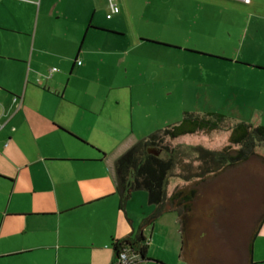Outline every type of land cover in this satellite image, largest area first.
Masks as SVG:
<instances>
[{"label":"crops","instance_id":"obj_1","mask_svg":"<svg viewBox=\"0 0 264 264\" xmlns=\"http://www.w3.org/2000/svg\"><path fill=\"white\" fill-rule=\"evenodd\" d=\"M89 2L0 0V264H111V241L149 213L131 220L119 208L113 170L137 141L141 105L136 70L118 66L145 36H128L123 17L101 23L96 6L89 17ZM164 214L143 230L135 264H165L150 253ZM250 264H264V220Z\"/></svg>","mask_w":264,"mask_h":264},{"label":"rangeland","instance_id":"obj_2","mask_svg":"<svg viewBox=\"0 0 264 264\" xmlns=\"http://www.w3.org/2000/svg\"><path fill=\"white\" fill-rule=\"evenodd\" d=\"M89 1V17L96 6L101 23L123 17L128 36H145L128 64L118 66L135 69L136 79L141 80L137 70L147 78L132 85L131 97L141 102L134 112L135 141L178 122L184 112H219L231 122L264 125V0H127L129 9L125 0H117L120 11L110 18L107 0ZM102 91L108 96L107 85ZM228 137V130H215L169 143L189 161L193 146L221 149ZM255 151L205 180L168 178V193L175 186L197 190L183 235L187 248L179 258L177 214L167 212L155 226L150 253L162 254L165 264H246L247 244L264 209V144ZM147 198L145 190L131 192L125 204L131 220L152 211Z\"/></svg>","mask_w":264,"mask_h":264},{"label":"trees","instance_id":"obj_3","mask_svg":"<svg viewBox=\"0 0 264 264\" xmlns=\"http://www.w3.org/2000/svg\"><path fill=\"white\" fill-rule=\"evenodd\" d=\"M215 130L229 131L228 144L221 149L193 146L195 156L189 161L185 159L186 153L181 152L178 146L169 143L170 140L183 135ZM263 144L264 125L254 126L243 121L231 122L219 112H207L202 115L184 112L178 122L168 124L138 139L113 162L119 208L123 209L132 191L145 190L148 194V203L153 209L141 220L134 235L111 241L113 250L111 264H115L123 250L136 255L130 264L137 263L141 257L146 258L148 240L142 232L167 212L177 214L180 231L178 257H182L187 248L183 235L189 228L192 203L197 190L193 187L175 186L168 193L166 190L168 178L177 176L185 182L205 180L227 166L245 162L256 155V148ZM262 159L264 162V157ZM263 220L264 209L256 221L255 230L247 244V264H250L253 239ZM185 261L192 264L191 260Z\"/></svg>","mask_w":264,"mask_h":264},{"label":"built area","instance_id":"obj_4","mask_svg":"<svg viewBox=\"0 0 264 264\" xmlns=\"http://www.w3.org/2000/svg\"><path fill=\"white\" fill-rule=\"evenodd\" d=\"M109 12L106 14L107 18H110L113 14H116L119 12V6L117 4V0H107ZM79 63V61H78ZM56 70L55 68H51V71ZM136 258V255H131L127 251L123 250L119 257L116 259L115 264H130L133 259Z\"/></svg>","mask_w":264,"mask_h":264},{"label":"water","instance_id":"obj_5","mask_svg":"<svg viewBox=\"0 0 264 264\" xmlns=\"http://www.w3.org/2000/svg\"><path fill=\"white\" fill-rule=\"evenodd\" d=\"M140 259H142V257Z\"/></svg>","mask_w":264,"mask_h":264}]
</instances>
